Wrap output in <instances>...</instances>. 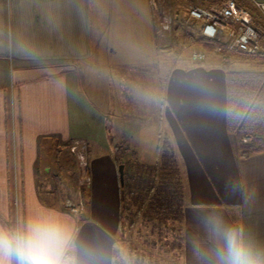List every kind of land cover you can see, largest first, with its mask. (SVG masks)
<instances>
[{"label":"crops","instance_id":"crops-1","mask_svg":"<svg viewBox=\"0 0 264 264\" xmlns=\"http://www.w3.org/2000/svg\"><path fill=\"white\" fill-rule=\"evenodd\" d=\"M149 11L148 0H0V226L55 213L78 259L112 264L118 165L157 163L164 138L184 192L173 264H207L198 246L214 247L213 217L264 253V151L239 156L226 129L222 58L158 48ZM73 139L87 143L90 177L78 218L65 208Z\"/></svg>","mask_w":264,"mask_h":264},{"label":"trees","instance_id":"trees-1","mask_svg":"<svg viewBox=\"0 0 264 264\" xmlns=\"http://www.w3.org/2000/svg\"><path fill=\"white\" fill-rule=\"evenodd\" d=\"M221 58L225 69L226 129L236 138L239 156L264 151V60L243 55ZM160 144L156 164L137 163L135 170L124 169L118 227L125 244L114 246L112 264H173L181 251L183 186L167 140L161 139ZM127 195L130 204L125 202ZM161 254L172 260L163 261Z\"/></svg>","mask_w":264,"mask_h":264},{"label":"built area","instance_id":"built-area-1","mask_svg":"<svg viewBox=\"0 0 264 264\" xmlns=\"http://www.w3.org/2000/svg\"><path fill=\"white\" fill-rule=\"evenodd\" d=\"M249 3L258 14L246 8ZM153 33L158 48L191 47V60L200 62L206 54L196 45L210 48L223 58L246 56L264 60V0H148ZM74 166L76 185L65 201V208L79 217L86 203L90 182L88 146L83 139L67 144Z\"/></svg>","mask_w":264,"mask_h":264},{"label":"clouds","instance_id":"clouds-1","mask_svg":"<svg viewBox=\"0 0 264 264\" xmlns=\"http://www.w3.org/2000/svg\"><path fill=\"white\" fill-rule=\"evenodd\" d=\"M207 229L214 247L198 246L207 264H264V253L254 250L240 229L218 217L208 220ZM75 251L71 234L55 213L30 216L14 228L0 226V264H87Z\"/></svg>","mask_w":264,"mask_h":264},{"label":"rangeland","instance_id":"rangeland-1","mask_svg":"<svg viewBox=\"0 0 264 264\" xmlns=\"http://www.w3.org/2000/svg\"><path fill=\"white\" fill-rule=\"evenodd\" d=\"M245 8L252 14V15H254L256 18H258V14H257V11L249 4V3H245ZM150 12V11H149ZM150 18H151V16H150ZM151 22H152V20H151ZM236 68H240V67H236ZM162 85H163V82H162ZM155 163V162H154ZM153 163V164H154ZM156 164V163H155ZM125 202L127 203V204H130V197L127 195V196H125ZM127 235H128V233L126 234V236H125V239L124 240H126L127 239ZM137 237H139V234L137 235ZM141 240V238H139L138 239V241H140ZM127 242V241H126ZM115 243H116V245H120V244H125V241L123 242L122 241V239L120 238V234H118L117 236H116V241H115ZM135 243L137 244V245H140L141 246V244L139 243V242H136L135 241ZM161 256V258L163 259V261H165V262H168V261H171L170 260V257H169V255H167V254H161L160 255Z\"/></svg>","mask_w":264,"mask_h":264},{"label":"water","instance_id":"water-1","mask_svg":"<svg viewBox=\"0 0 264 264\" xmlns=\"http://www.w3.org/2000/svg\"><path fill=\"white\" fill-rule=\"evenodd\" d=\"M118 180H119L120 186H122L123 183H124V179H123V165L122 164L118 165Z\"/></svg>","mask_w":264,"mask_h":264}]
</instances>
